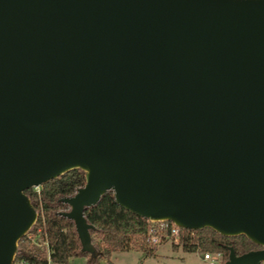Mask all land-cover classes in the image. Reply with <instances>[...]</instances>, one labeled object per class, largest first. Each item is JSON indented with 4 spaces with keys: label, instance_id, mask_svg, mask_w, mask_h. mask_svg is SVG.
Returning <instances> with one entry per match:
<instances>
[{
    "label": "water",
    "instance_id": "95a60500",
    "mask_svg": "<svg viewBox=\"0 0 264 264\" xmlns=\"http://www.w3.org/2000/svg\"><path fill=\"white\" fill-rule=\"evenodd\" d=\"M72 170L82 253L111 191L264 264V0H0V264L37 219L24 191Z\"/></svg>",
    "mask_w": 264,
    "mask_h": 264
},
{
    "label": "trees",
    "instance_id": "16d2710c",
    "mask_svg": "<svg viewBox=\"0 0 264 264\" xmlns=\"http://www.w3.org/2000/svg\"><path fill=\"white\" fill-rule=\"evenodd\" d=\"M84 185L80 170L69 171L56 179L43 184L38 192L32 189L24 191L30 204L37 213L35 224L16 244L13 262L28 264H67L76 257H86L87 264H98L113 252L127 251L138 239L143 244L147 231V222L128 213L114 202L111 191L100 196L95 205L83 208L82 217L89 230L90 242L97 253L91 257L80 251V244L71 220L61 214L69 208L61 199L70 198ZM38 241L43 245L40 247ZM145 246V253L151 254L152 248ZM228 248L235 255L259 249L243 236L222 237L210 229L187 232L182 241L184 252L220 253L223 263L227 259ZM172 247V250H176Z\"/></svg>",
    "mask_w": 264,
    "mask_h": 264
},
{
    "label": "rangeland",
    "instance_id": "374dc122",
    "mask_svg": "<svg viewBox=\"0 0 264 264\" xmlns=\"http://www.w3.org/2000/svg\"><path fill=\"white\" fill-rule=\"evenodd\" d=\"M39 188H32V190L38 192ZM38 244L43 247L39 241ZM172 247L177 249L172 250ZM151 248L152 253L147 255L145 246L140 240L136 239L129 250L113 252L108 258V263L106 260L101 259L98 264H207V262L201 260V252H184L180 246H174L168 242ZM153 250L155 251L153 252ZM67 264H87V258L85 256L72 258L68 260Z\"/></svg>",
    "mask_w": 264,
    "mask_h": 264
},
{
    "label": "built area",
    "instance_id": "2783aa9c",
    "mask_svg": "<svg viewBox=\"0 0 264 264\" xmlns=\"http://www.w3.org/2000/svg\"><path fill=\"white\" fill-rule=\"evenodd\" d=\"M147 231L143 237V244L149 247H154L158 244L168 242L174 246H182V241L185 238L187 232H193L190 230H184L175 226L171 222L167 221H147ZM201 260L207 262V264H223L222 255L220 253H202ZM12 264H28L23 261H18Z\"/></svg>",
    "mask_w": 264,
    "mask_h": 264
},
{
    "label": "crops",
    "instance_id": "0c3cea01",
    "mask_svg": "<svg viewBox=\"0 0 264 264\" xmlns=\"http://www.w3.org/2000/svg\"><path fill=\"white\" fill-rule=\"evenodd\" d=\"M155 250H156V249H155ZM155 250H153V252H154Z\"/></svg>",
    "mask_w": 264,
    "mask_h": 264
}]
</instances>
